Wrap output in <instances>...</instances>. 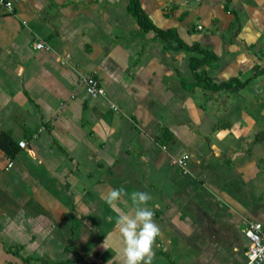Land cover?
Segmentation results:
<instances>
[{
  "label": "crops",
  "instance_id": "crops-1",
  "mask_svg": "<svg viewBox=\"0 0 264 264\" xmlns=\"http://www.w3.org/2000/svg\"><path fill=\"white\" fill-rule=\"evenodd\" d=\"M129 3L14 0L0 16V264H122L111 188L151 194L152 264H244L246 224L264 227V73L211 87L264 67V0H139L170 38Z\"/></svg>",
  "mask_w": 264,
  "mask_h": 264
},
{
  "label": "clouds",
  "instance_id": "clouds-1",
  "mask_svg": "<svg viewBox=\"0 0 264 264\" xmlns=\"http://www.w3.org/2000/svg\"><path fill=\"white\" fill-rule=\"evenodd\" d=\"M104 199L117 212L114 224L119 233L122 264H152L155 258L153 246L161 231L155 222L154 211L148 207L151 194L144 191L128 193L124 188H111ZM121 200H125L126 204L130 201L128 211L120 209ZM102 246L105 248L104 242Z\"/></svg>",
  "mask_w": 264,
  "mask_h": 264
},
{
  "label": "built area",
  "instance_id": "built-area-1",
  "mask_svg": "<svg viewBox=\"0 0 264 264\" xmlns=\"http://www.w3.org/2000/svg\"><path fill=\"white\" fill-rule=\"evenodd\" d=\"M14 13V0H0V16L12 15ZM34 47L37 50H44L46 46L42 42H37ZM70 58L69 54H66L61 61L62 65H65L67 60ZM85 90L91 96H105L106 90L100 84L99 80L92 74L87 75L82 80ZM20 147H25L22 142L19 144ZM188 157L183 156L179 160H175L172 163L177 164L183 169L186 167ZM11 166V164H9ZM245 236L249 241V245L245 251V262L244 264H263L264 263V227L262 224L257 222H248L244 229Z\"/></svg>",
  "mask_w": 264,
  "mask_h": 264
},
{
  "label": "trees",
  "instance_id": "trees-1",
  "mask_svg": "<svg viewBox=\"0 0 264 264\" xmlns=\"http://www.w3.org/2000/svg\"><path fill=\"white\" fill-rule=\"evenodd\" d=\"M128 11L131 13V15L135 18L138 26L140 29H142L145 32L148 31H154L158 36L165 37V38H170V37H176V35H173V33L169 36V30L168 31H163L151 22V20L147 17V15L143 12V10L140 7L139 0H130ZM188 49L194 50V51H199L197 46H192ZM212 58H209L207 54H204V57L202 59H197V58H192L191 59V69L193 72L194 78L197 80V83H200L202 80L201 78V73H198V69L200 68L201 65L206 63V61L211 60ZM264 73V67L259 68L258 71H256L249 80L246 82H240L238 79L234 78L228 82H223L218 84L217 86H211L213 90H229V91H237L246 85L249 84V82L255 78L257 75ZM209 87V86H205ZM7 144L12 145V142L10 141L9 137L7 134L2 133L0 135V146L6 151V153L9 154V147L6 146Z\"/></svg>",
  "mask_w": 264,
  "mask_h": 264
}]
</instances>
